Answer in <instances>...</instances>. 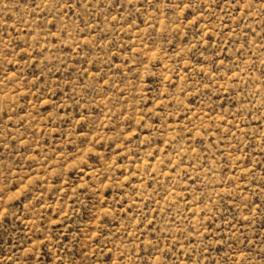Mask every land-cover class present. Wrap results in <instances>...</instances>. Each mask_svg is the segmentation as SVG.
Returning a JSON list of instances; mask_svg holds the SVG:
<instances>
[{
  "label": "rangeland",
  "instance_id": "1",
  "mask_svg": "<svg viewBox=\"0 0 264 264\" xmlns=\"http://www.w3.org/2000/svg\"><path fill=\"white\" fill-rule=\"evenodd\" d=\"M0 264H264V0H0Z\"/></svg>",
  "mask_w": 264,
  "mask_h": 264
}]
</instances>
